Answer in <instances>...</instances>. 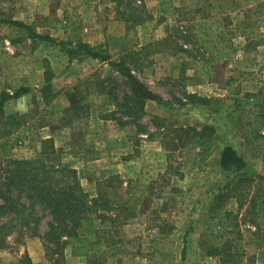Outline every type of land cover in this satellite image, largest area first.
Instances as JSON below:
<instances>
[{
	"label": "rangeland",
	"instance_id": "rangeland-1",
	"mask_svg": "<svg viewBox=\"0 0 264 264\" xmlns=\"http://www.w3.org/2000/svg\"><path fill=\"white\" fill-rule=\"evenodd\" d=\"M82 42L124 61L162 101L140 109L126 75ZM24 85L0 109V188L11 158L77 168L79 232L101 250L68 246L67 264H264V0H0V98ZM210 123L215 151L203 161ZM227 144L248 163L230 186ZM26 193L11 188L17 203ZM51 219L36 204L29 226L20 219L0 237V261L29 253L53 264L41 238Z\"/></svg>",
	"mask_w": 264,
	"mask_h": 264
},
{
	"label": "trees",
	"instance_id": "trees-1",
	"mask_svg": "<svg viewBox=\"0 0 264 264\" xmlns=\"http://www.w3.org/2000/svg\"><path fill=\"white\" fill-rule=\"evenodd\" d=\"M11 26L27 27L30 26L23 20L6 18L3 20ZM33 34L43 39L53 41L50 35H42L32 30ZM80 50L93 56L109 62L110 65L116 66L123 74L126 75L128 82L133 91L135 102L143 109L147 99L162 101V96L150 89L122 60H114L107 49L102 47H92L88 43H80ZM52 78V72L47 74V80ZM30 92L29 86H20L13 93L1 92L0 109L5 102L12 98H18ZM250 95V94H249ZM236 110L240 111L241 117L245 111L244 108L238 106ZM234 118V117H233ZM256 118H259L256 116ZM250 119V118H249ZM236 122V118H234ZM263 121V119H262ZM239 131L242 136L249 140L248 131L239 125ZM200 132H210L207 143H202L200 156L203 161L211 156L214 151L213 135L216 132L215 126L206 124ZM46 141L51 142L52 138ZM250 142V140H249ZM256 150L258 148L254 147ZM50 149V150H49ZM42 149V154H50L55 151L54 145ZM220 165L222 170L227 172L238 173L228 183H232L237 177L246 178L244 174L248 163L244 156L232 145H226L223 148ZM1 170L6 173L5 179L8 183H3L7 186L4 190L0 188V197L5 201L0 205V217L10 214L13 211L21 213L17 216H12L0 226V237L8 236L13 233L17 222L23 219V224L29 226V219L36 204H44L51 213V221L48 223V230L41 236L46 254L49 256L53 264H67L66 262V247H71V253L74 256H89L92 253H98L101 247L95 241H91L88 237L79 232V227L83 219L82 209L85 207V192L79 179L77 168L68 163L56 164L44 160V158H11L7 161ZM17 188L20 192L27 191L26 196L29 204L17 203L11 194V188ZM34 235H38V231L34 229ZM219 248L213 247L209 250L210 255L218 254ZM0 264H42L35 262L29 253H26L18 261Z\"/></svg>",
	"mask_w": 264,
	"mask_h": 264
},
{
	"label": "crops",
	"instance_id": "crops-1",
	"mask_svg": "<svg viewBox=\"0 0 264 264\" xmlns=\"http://www.w3.org/2000/svg\"><path fill=\"white\" fill-rule=\"evenodd\" d=\"M210 124H211V123H210ZM212 125H213V124H212ZM213 126H214V125H213ZM227 145H232L233 147L236 148V146H234L233 144H227ZM225 146H226V145H225ZM225 146H223L222 148L218 149L219 154H220V157H221V154H222L223 148H224ZM236 149H237V148H236Z\"/></svg>",
	"mask_w": 264,
	"mask_h": 264
}]
</instances>
